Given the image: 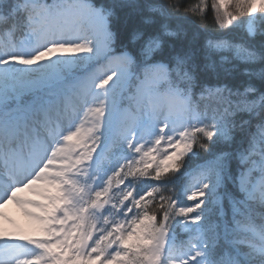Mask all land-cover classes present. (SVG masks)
<instances>
[{
    "label": "snow or ice",
    "instance_id": "snow-or-ice-1",
    "mask_svg": "<svg viewBox=\"0 0 264 264\" xmlns=\"http://www.w3.org/2000/svg\"><path fill=\"white\" fill-rule=\"evenodd\" d=\"M0 264H264V0H0Z\"/></svg>",
    "mask_w": 264,
    "mask_h": 264
},
{
    "label": "bare ground",
    "instance_id": "bare-ground-1",
    "mask_svg": "<svg viewBox=\"0 0 264 264\" xmlns=\"http://www.w3.org/2000/svg\"><path fill=\"white\" fill-rule=\"evenodd\" d=\"M5 211L17 222L26 225L27 217L24 216L23 212L15 204H9Z\"/></svg>",
    "mask_w": 264,
    "mask_h": 264
},
{
    "label": "trees",
    "instance_id": "trees-1",
    "mask_svg": "<svg viewBox=\"0 0 264 264\" xmlns=\"http://www.w3.org/2000/svg\"><path fill=\"white\" fill-rule=\"evenodd\" d=\"M190 2L195 3L196 0H190ZM204 26L208 27V29L211 31L214 27L212 22V13L211 11L208 12L207 19L204 21Z\"/></svg>",
    "mask_w": 264,
    "mask_h": 264
},
{
    "label": "rangeland",
    "instance_id": "rangeland-1",
    "mask_svg": "<svg viewBox=\"0 0 264 264\" xmlns=\"http://www.w3.org/2000/svg\"><path fill=\"white\" fill-rule=\"evenodd\" d=\"M28 224V220L26 221V225Z\"/></svg>",
    "mask_w": 264,
    "mask_h": 264
}]
</instances>
